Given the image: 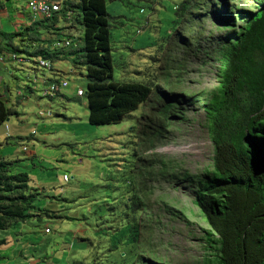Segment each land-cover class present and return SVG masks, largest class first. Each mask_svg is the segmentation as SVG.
I'll return each instance as SVG.
<instances>
[{
    "label": "rangeland",
    "instance_id": "obj_1",
    "mask_svg": "<svg viewBox=\"0 0 264 264\" xmlns=\"http://www.w3.org/2000/svg\"><path fill=\"white\" fill-rule=\"evenodd\" d=\"M259 1L233 0L247 11L257 10ZM183 2L107 0L114 80L163 84L168 77L179 103L167 117L160 107L164 101L154 92L151 100L121 123L91 125L86 94L78 96L79 89L87 91L85 68L75 67L70 59L57 62L55 67L63 71L68 86L61 91L64 96L51 99L43 90L45 76L51 78L52 72L38 68L24 52L19 53L20 59L7 55L12 62L3 73L11 89L8 106L17 114L0 125V155L21 160L14 171L28 173L31 187H45L36 203L44 209L43 217L13 223L1 232L5 242L0 254L11 264L45 259L56 264H92L106 259L111 244L120 246L119 250L130 246L131 240L121 236V231L124 234L131 228L129 218H121L118 212L131 194L129 183L136 188L141 179L151 213L149 242L155 253L167 264L217 263L218 236L210 234L195 194L214 171L215 147L204 105L218 92L225 36L231 29L212 18L185 23L184 11H180ZM25 4L20 5L22 10ZM11 7L8 4L7 10ZM14 19H7L5 32L17 30L10 24ZM26 20L34 22L31 16ZM82 30L76 25L66 32L77 35ZM179 31L188 38L187 45L180 41ZM4 38L3 43L8 44ZM12 42L26 48L20 38ZM144 114L156 117L153 127L163 123V128L152 146L141 148L144 133L151 130L144 127L150 123L141 118ZM162 161L179 174L188 173L187 178L165 180L159 172ZM146 167L155 174L143 177ZM47 171L56 174L53 179L49 180ZM113 220L116 222L109 226L108 221ZM115 228H119L118 236L109 235ZM136 244L143 253L148 249L142 237Z\"/></svg>",
    "mask_w": 264,
    "mask_h": 264
},
{
    "label": "trees",
    "instance_id": "obj_2",
    "mask_svg": "<svg viewBox=\"0 0 264 264\" xmlns=\"http://www.w3.org/2000/svg\"><path fill=\"white\" fill-rule=\"evenodd\" d=\"M74 9L77 12L75 21L83 29L76 45L68 48L53 46L56 40L72 37L66 32L68 28L61 26L62 21L67 22L63 11L51 19L35 21L14 33L5 34L9 47H0V52L18 56L24 52L36 64L38 58L54 64L70 59L75 67L85 68L91 125L121 123L125 116L151 100L154 92L164 101L160 107L167 117L179 103V95L170 89L168 77L164 78L163 84L154 80H114L107 0H79ZM181 10L185 23L212 18L219 26L231 29L225 36L218 92L204 105L215 147L214 171L196 192L195 202L211 227L210 234L218 236L216 264H264V0L259 1L255 11L239 9L233 0H184ZM238 18L240 25H237ZM178 34L180 41H187V45L185 34L182 31ZM47 35L51 36L47 38ZM14 38H20L26 48L14 45ZM5 100L0 97V125L17 114ZM141 118L150 121L143 124L151 130L144 133L146 143L139 144L141 148L152 146L163 123L156 124L155 128L152 123L157 122L156 117L144 114ZM20 161L0 155V246L5 242L1 232L13 223L43 217L41 211L44 209L36 205L40 193L29 185L30 176L24 171H14ZM159 172L171 182L188 176L186 172L179 174L171 170L165 161ZM154 174L146 167L143 177ZM129 184L131 194L124 199L118 213L121 218L125 215L129 218L131 228L124 234L121 231V236L131 240L130 246L119 250L120 246L111 244L106 259L95 260L92 264H167L149 242L151 213L149 203L144 199V180L138 181L136 188ZM164 205L173 211L169 205ZM113 222L116 221L107 224L112 226ZM118 229H112L113 232L108 231V234L118 236ZM141 237L148 246L144 253L136 244ZM119 241L122 243L121 237Z\"/></svg>",
    "mask_w": 264,
    "mask_h": 264
},
{
    "label": "built area",
    "instance_id": "obj_3",
    "mask_svg": "<svg viewBox=\"0 0 264 264\" xmlns=\"http://www.w3.org/2000/svg\"><path fill=\"white\" fill-rule=\"evenodd\" d=\"M26 2H27L26 5L27 10L29 11V14L33 19V21H42V20L51 19L57 13H61L64 11L67 18V22H65V26L68 29H70L73 26L77 25V22L75 21L77 12L74 9V5L76 2H74L73 0H26ZM70 35H72V37L70 36L69 38H66L64 40H56L53 46L55 48H68L72 45H76V40L79 39V37L82 34L78 33L77 35L75 34H70ZM7 55H10L11 58L20 59L18 55H15L13 53H8V54L2 53L0 55L1 63L8 62ZM37 61L38 64L36 65L38 66V68L42 67L52 72L51 78L45 76L46 78V80L44 81L45 88L43 90L44 96L49 97L51 99L56 98L61 94V91L68 86V80L58 77L59 76L58 73L55 74V70H56L55 64L52 61L43 58H38ZM78 95L79 96L85 95V91L83 89H79ZM40 114H44V112L41 111ZM24 149L27 150L26 147ZM47 231H49V229H47ZM29 264H56V263L52 262L51 260H46L41 262H30Z\"/></svg>",
    "mask_w": 264,
    "mask_h": 264
},
{
    "label": "crops",
    "instance_id": "obj_4",
    "mask_svg": "<svg viewBox=\"0 0 264 264\" xmlns=\"http://www.w3.org/2000/svg\"><path fill=\"white\" fill-rule=\"evenodd\" d=\"M25 1L26 0H0V47H6V44L3 43V36H5V34H8V32H5V29L7 27L8 18L14 19V17L16 16V19H14L15 20L14 23L12 24V22H10V24L17 30L23 28V26H27L31 24V23L29 24L28 20L24 21L26 19V16L30 17L27 7L26 8L24 7L23 8L24 10L20 8V5L22 7L23 6L22 4L25 3ZM8 4H12V7L10 8L11 10L10 9L7 10ZM25 5H27V2ZM17 7H19L20 9L18 10ZM0 55H1V52H0ZM8 64H9L8 62L7 63L0 62V97L6 99L5 101L7 105L9 102L7 96H8V92L10 91V88L9 86L6 85V81H5L3 73H6V71L8 70ZM8 88L9 90H7ZM31 153L34 154V152H31ZM47 172H48L49 180L53 179L54 176L56 175L53 171H47ZM64 177H66V175ZM31 188L36 190V192H39L40 195L45 192V187L39 186V187H31ZM0 264H11V261L9 258H6L3 254H0Z\"/></svg>",
    "mask_w": 264,
    "mask_h": 264
},
{
    "label": "clouds",
    "instance_id": "obj_5",
    "mask_svg": "<svg viewBox=\"0 0 264 264\" xmlns=\"http://www.w3.org/2000/svg\"><path fill=\"white\" fill-rule=\"evenodd\" d=\"M34 22H35V21H34ZM31 24H32V23H31ZM31 24H30V25H31ZM30 25H27V26H30ZM77 25L80 26L78 23H77ZM35 64H36V63H35ZM55 69H56V70H55V74L58 73V75H59L58 77L62 78V76H61L62 71H61V70H58L56 67H55ZM85 94H86V92H85ZM59 96H61V94H60ZM78 96H79V95H78ZM83 96H84V95H83ZM79 97H82V96H79ZM53 99H54V98H53ZM43 115H44V114H43ZM49 115H52V113H49ZM25 147H26V146H23V150H24V151H28V148H27V147H26L27 150L24 149ZM64 178H65V180H67V179H68V176L66 175V177H64ZM41 212L43 213V211H41ZM47 229H49V231H47ZM47 229H46L47 232H50V231H51V230H50V227H47ZM46 260H51V259H45V260H43V261H46ZM33 262H35V261H33ZM37 262H41V261H37ZM29 263H30V262H29Z\"/></svg>",
    "mask_w": 264,
    "mask_h": 264
},
{
    "label": "water",
    "instance_id": "obj_6",
    "mask_svg": "<svg viewBox=\"0 0 264 264\" xmlns=\"http://www.w3.org/2000/svg\"><path fill=\"white\" fill-rule=\"evenodd\" d=\"M8 120H9V119H8ZM8 120H7V121H8Z\"/></svg>",
    "mask_w": 264,
    "mask_h": 264
}]
</instances>
